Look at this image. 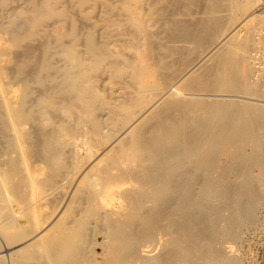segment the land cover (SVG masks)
Segmentation results:
<instances>
[{"label": "bare ground", "instance_id": "6f19581e", "mask_svg": "<svg viewBox=\"0 0 264 264\" xmlns=\"http://www.w3.org/2000/svg\"><path fill=\"white\" fill-rule=\"evenodd\" d=\"M181 1L0 0V264H135L134 257L144 264L228 261L211 247L214 230L204 235L210 244L202 251V232L193 226L200 217L213 224L212 204L230 187L224 175L229 166L227 172L236 175L249 159L257 165V176L229 190L249 205L258 200L264 110L181 95L166 60L172 50L166 55L160 48L157 56L149 26ZM255 4L208 0V22L216 21L215 12L229 11L214 35ZM256 19L250 13L240 20L246 35L222 47L206 76H191L184 88L263 97L264 78L250 80L245 58ZM190 31L186 25L181 36ZM260 69L264 76V63ZM247 145L250 154L244 153ZM222 157L230 159L225 172ZM238 203V212L248 205ZM162 233L171 247L152 257L150 247L141 245L143 236ZM100 234L104 251L95 262L91 249Z\"/></svg>", "mask_w": 264, "mask_h": 264}, {"label": "rangeland", "instance_id": "374dc122", "mask_svg": "<svg viewBox=\"0 0 264 264\" xmlns=\"http://www.w3.org/2000/svg\"><path fill=\"white\" fill-rule=\"evenodd\" d=\"M207 1L208 0H187V1L182 0L181 3L179 2L177 4L178 9H175V8H177L176 7L177 5L174 4L171 7H169V10H168V8H166L164 10L165 12L162 13L163 15L157 16V18H155V21H154V19L151 20L150 23L153 24V27H152V25H149V26H150V28H154V29H150L152 34H154V35H152V38L155 41L154 43L156 45L158 44L157 47L155 45V47L157 49V51L155 49V53L158 54V55L157 54L156 55L158 57L162 56V53L160 52L162 48H163L162 52L164 54L168 53L169 50L170 51L172 50V52H170L171 53L170 55L166 54V55H168V58L166 57V60H167V62H169L168 64H169V66H171V69L173 71L175 70L174 72H172L173 74L175 73L174 77L172 76L174 78L172 80L174 82H176V86L178 85L181 89V92L184 93V94L181 93V95L183 97L184 96L186 97V95L189 97V99H187L188 97H186L187 100L194 101V99H195L196 101L198 100L200 103H203L207 100V103L205 102L203 104H208L209 103L208 101L210 100V103L215 102V101H217L218 103H231L233 105H236L237 107H248V106L259 107L260 106L259 108H262L264 110V94L261 95L263 97H259V94H256V95L254 94L255 95L254 96L252 94L250 95V94L243 93L240 91H238L239 93L237 91H219V90H215L213 88H208V89L202 88V90H200L201 89L200 88L198 90V87L195 86V84L191 87L192 90L190 87H189L190 89L184 88V84H185L184 82H186L185 80H189L192 77L194 78L196 75H197L196 78L201 80L202 79V78H200L201 76L202 77L206 76L205 71H207V69L212 65L211 62H213V60H214L213 58L218 54V52L221 50L222 47L226 48V47H228V45H231L232 43L234 44V42L237 41V39L240 40V37H244L246 35V26L242 25V22L241 23H239V22L244 17H246V15L248 16L250 13L254 16L256 15V17H257L256 23H258V24L256 26V29H254V31L252 30L253 34L250 33V39H251L250 43L253 46L250 45V48L249 47H248L249 49L247 48L248 51H246V53H245V58H246V62L248 63V66L252 69L251 70L252 75L250 74V80L251 81L252 80L253 81L258 80V82H259V79L264 78V76L261 75L262 72L260 69V68H262L263 63H264V8L260 7L258 4V0H256V4L254 5V7H252V9H250L243 16H240V19L238 20V22H236L234 25H232V27H229L227 30L219 29L217 35L216 34L214 35L213 32L216 31V22L218 23V22L224 21L228 17L229 11L226 9L223 11L219 10V11L215 12L212 15V17L215 18L216 21L215 22L214 21L208 22L207 20L209 19L208 18L209 16H208V13L205 12V9H206L205 6H206ZM238 1H241V0H238ZM200 6H202V7H200ZM197 7H198V9H197ZM170 8L172 9V11L170 10ZM169 11H170V13H169ZM204 17H205V19H204ZM159 18H160V20H159ZM178 19H180L179 24H178ZM176 20H177V22H176ZM174 22H176L175 24H176V28H177L175 31L178 33L180 32L179 34H177L172 29ZM183 22H184V26H182ZM192 22H195V23H192ZM162 23H163V25H162ZM189 23L193 24V25L189 26L190 25ZM185 24L187 25V28L189 30L191 29L190 34L187 38H184L183 36H181L182 29L186 28ZM180 26H182V28ZM197 27L198 28L200 27V29H198ZM212 27L214 28V31L212 30V32H211ZM178 29L179 30L181 29V30L177 31ZM198 30H200V31H198ZM174 32L176 33L177 36H172L173 34L175 35ZM195 32L196 33L198 32L199 34L198 33L196 34ZM157 34H158V36H157ZM159 34H160V36H159ZM169 34H170V37L168 36ZM195 34L198 35L199 37H201V38H199L200 40H198V36H196ZM251 35H253V36H251ZM180 36L182 37L181 40L178 39V38H180ZM175 37H178V38L176 39ZM167 38H169V39H167ZM171 38H173L174 41H172ZM188 38L190 41H187ZM182 39H184L183 41H185V39H186V41H185L186 44L183 43ZM177 40H178V42H177ZM166 41L169 43H167ZM199 41L202 42V44L198 43ZM176 43H178V44L176 45ZM229 43H231V44H229ZM179 44H180V46L181 45L182 46L178 47ZM174 45H176V46H174ZM172 47H173V49H172ZM182 47H183V49H182ZM169 48H171V49H169ZM174 48L175 49L178 48V50L181 49L180 53L176 54L175 52L177 50H174ZM165 49L166 50L169 49V50L166 51ZM196 49H197V53H196ZM163 50H165V51H163ZM173 50H174V52H173ZM158 51H159V53H158ZM172 53L176 54V55H173ZM178 54L179 55L182 54V55L178 56ZM166 55H164V56H166ZM175 56H176V58H175ZM174 59H175V61H174ZM171 61H173V62H171ZM181 64H182V66H181ZM201 65H203V66H201ZM177 69H180V70L177 71ZM176 72H177V74H176ZM257 74H260V76ZM175 75H176V79H175ZM188 77H190V78H188ZM254 78H257V79L254 80ZM263 80L264 79H261L260 81H263ZM259 83L260 84L262 83L263 85L262 84L261 85L264 86V81L259 82ZM193 87H195V88H193ZM249 148H250V146H248V145L245 146L243 149L244 153L250 154L251 149H249ZM261 148H262L261 151L263 152L264 144L261 146ZM263 155H264V153H263ZM228 160H230L228 157H227V159H226V157H222L220 159L219 164L221 163V165L224 167L223 172H225L228 165H230ZM231 161H232V159H231ZM252 162L253 161H251V159L246 161V163H244L245 165L242 167L241 174L239 172H237L239 174H236V175L235 174L231 175L227 172V170L229 171V169H230V166H229V168H227L226 172L224 173V175L225 174L227 175V176L225 175L226 183L230 179L228 182V185L230 184V187H233V186H236L235 183H237V185H238V184H240V181H242V182L244 180L248 181V179L255 177V175L257 176L259 169H258L257 165L256 164L254 165V163H252ZM239 166H238V168H239ZM246 168H249V169H246ZM249 174L251 175V177L249 176ZM237 180H239V181H237ZM230 181H232V182H230ZM231 183H232V185H231ZM257 185L255 184L254 188L255 189L257 188L256 189L257 195H260V196H259L257 201L250 203L252 206L249 205V201L247 198L245 199L244 197L239 198L238 196L237 197L234 196L232 190H229V188H230L229 187L228 189H225V191L222 192V194H224L225 192H227L229 190V192L224 194V195H226L225 198L223 197L224 195L221 196L222 195L221 194L220 197H218L219 199H217L212 204V208L214 209L216 216L218 214L217 217H215V214L213 215V217H212L213 224H210V223L204 224V223L200 222V221H202L201 220L202 218L199 216L200 217L199 222L194 224L196 227L193 226V229L195 230L194 232H196L197 229L200 230V231H197V233L202 232V236H201L202 240H200V238L198 239L200 241L197 240L199 249L202 251H205L208 248V245L210 244V240H209L210 231L214 230V233L217 234L216 238L211 243L213 245V246L211 245V247L214 250L219 251L221 253L222 259H224L225 261L228 260L227 262H223V260H219L218 261L219 264H230V263L231 264H264V184L263 185L257 184ZM197 186L198 185H196L193 189V190H195V193L197 192L196 190L199 189V186L198 187ZM228 194L229 195L231 194L233 196H228ZM261 194H263V195H261ZM232 197H234V198H232ZM231 200H234L235 202L233 201V203H232ZM238 201H239V203H238ZM234 203H236V204L238 203V205H244L246 203L249 206L246 205V208H244V210L242 209V211H240L242 214V216H241L240 212H238V210L235 208L236 204H234ZM218 205H219V207H221L223 205L225 207L223 206L220 209L218 207ZM249 207L250 208L252 207V208L249 210ZM234 212H237V213H234ZM237 214H238V216H237ZM235 216L237 217L236 219H235ZM214 217H215V220H214ZM218 219H219V221H218ZM237 219H238V222H237ZM222 221H224V222H222ZM217 222H218V224H215ZM209 225H211V226H209ZM206 230H208V231L206 232ZM206 234L209 237L204 236ZM97 236H98L97 238L96 237L94 238L95 239L94 241L95 242L97 241V243H99V244H97L93 249H91L92 255L95 256L94 257L95 262L102 261V253L104 251L103 248L101 249V247H102L101 243L104 239L103 238L104 235L100 234ZM175 236L181 237L180 233L177 230H175ZM143 237H144V239H143L141 245L150 247V250L152 252V253L150 252V255L152 257H155V258H158L157 256L162 257L164 255V253L167 251V249L169 250L171 247V245L169 244L170 236L165 235L164 233H162V235H158V236L155 235V237H153V238H145L146 235H144ZM204 237H206V238H204ZM179 239H181V238H179ZM90 240H93V236H91ZM208 240H209V244H207ZM143 244H145V245H143ZM228 247L233 248L232 249L233 252L230 253L228 251ZM162 252H164V253H162ZM3 254H5V253H3ZM179 256H181V254H179ZM139 260L140 259L138 257H134L132 259V261L135 264H144V263H142V260H140V261Z\"/></svg>", "mask_w": 264, "mask_h": 264}, {"label": "built area", "instance_id": "2783aa9c", "mask_svg": "<svg viewBox=\"0 0 264 264\" xmlns=\"http://www.w3.org/2000/svg\"><path fill=\"white\" fill-rule=\"evenodd\" d=\"M258 4L260 7L264 8V0H258Z\"/></svg>", "mask_w": 264, "mask_h": 264}]
</instances>
